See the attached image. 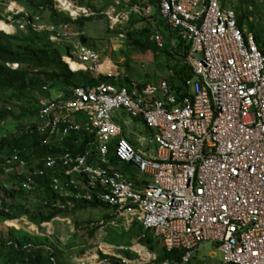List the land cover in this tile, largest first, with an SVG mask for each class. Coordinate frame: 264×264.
Wrapping results in <instances>:
<instances>
[{
	"label": "built area",
	"instance_id": "1",
	"mask_svg": "<svg viewBox=\"0 0 264 264\" xmlns=\"http://www.w3.org/2000/svg\"><path fill=\"white\" fill-rule=\"evenodd\" d=\"M54 3L71 20L94 15L75 0ZM119 4L114 0L103 12L110 29L126 24L132 14L146 17L153 12L150 0L118 9ZM157 4L161 19L175 30L171 45L176 36L189 44L186 62L194 77L186 82L187 91L176 98L168 93L165 81L159 87L103 81L76 87L58 100L39 99L41 128L55 135L57 144L70 131L78 132L85 148L80 154L42 158V168L30 172L26 185L33 176L43 175V168L50 169L59 175L49 183L59 196L55 207L105 204L118 219L128 225L139 223L166 251L177 255L158 260L157 252L139 240L125 247L97 238L75 264H190L205 241L215 243L221 264H264V51L253 36L242 33L234 12L218 0H157ZM13 8V15L25 13L19 5ZM29 25L48 31L51 41L71 44V55L62 58L71 70L103 65L95 51L71 40L83 32L71 31L68 25L32 21ZM153 42L158 49L167 47L159 31ZM71 62L78 67L72 68ZM119 110L141 118L152 131L142 141L144 152L121 135L114 120ZM75 113L83 118H74ZM110 147L118 162L133 165L143 175L141 189L110 165ZM16 160L13 155L12 161ZM19 168H25L23 161ZM5 171L22 175L13 168ZM96 224L103 229L102 221ZM48 264H57L53 256Z\"/></svg>",
	"mask_w": 264,
	"mask_h": 264
},
{
	"label": "trees",
	"instance_id": "2",
	"mask_svg": "<svg viewBox=\"0 0 264 264\" xmlns=\"http://www.w3.org/2000/svg\"><path fill=\"white\" fill-rule=\"evenodd\" d=\"M11 1L20 5L25 11V13L12 15L13 19H22L26 24L25 31L17 30L15 33H6L0 29V264H48L50 256L55 258L57 264H68L65 263L66 253L47 239H32L27 232L5 224L8 220L22 216L37 226L54 217H71L74 222L76 221L74 226L77 227L79 225L76 218L77 210L92 211L106 207L96 201L82 202L76 208L69 210L55 207L53 203L58 201L59 196L49 187V183L53 177L59 175L50 169L43 168L44 174L33 176V182L29 186L26 185L30 172L42 168V158L54 157L64 152L80 154L85 148V143L78 132L70 131L63 141L57 144L56 136L49 134L48 129L41 128L38 118L39 99L35 97L33 91L37 90L44 98H49L47 90L52 88L68 95L76 87H93L103 81L120 84L121 79L96 76L87 69L71 70L62 60L63 57L71 55V44L65 41H51L48 31H35L29 22L33 21L34 17L46 13L48 14L46 25L55 27L71 25V31L84 34V22L94 17H104L100 12L113 2L107 0L96 7L92 0H75L78 5L94 11V15L71 20L67 13L55 7L53 0H0V10ZM141 1H120L116 7L119 9ZM244 1L252 2V0ZM150 3L153 6V13L146 17L132 14L127 21L129 26L124 32L127 38L132 39L141 50L153 51L158 49L153 42L154 33L164 29L169 34L167 40L164 37L167 47L158 50L165 52L168 59H171V56L175 58L173 64L168 67V75L163 81L167 84L168 93L178 98L179 92L187 91L186 82L194 77L190 65L186 62L190 47L180 39L171 45L175 34L161 19L157 0H150ZM9 14L0 12V24L3 23L1 20ZM235 19L239 28L246 24L243 15ZM139 21L144 24L133 31L135 23ZM248 30L252 33L259 49L264 51V40L261 35L253 32L250 24ZM82 34L79 39L85 43L86 35ZM142 36H144L143 41L139 38ZM12 64H17V67L12 68L10 66ZM127 80L129 81L128 77ZM75 115L76 117L74 115L73 117L78 120L83 118L81 113H75ZM24 121L26 123L22 124ZM13 155L17 157L16 161H12ZM19 161L24 162L25 168H19ZM7 168L19 170L22 175L15 176L7 173L5 171ZM120 170L126 172L129 171V167L125 166ZM130 178H133L132 174ZM90 222L92 221H87L82 228L86 231L85 235L92 238L94 231L89 228ZM146 233L147 231L143 229L135 231V238ZM142 242L157 252L158 260L177 257L175 253L166 251L158 239L144 236ZM85 249L79 248L74 252L80 255Z\"/></svg>",
	"mask_w": 264,
	"mask_h": 264
},
{
	"label": "rangeland",
	"instance_id": "3",
	"mask_svg": "<svg viewBox=\"0 0 264 264\" xmlns=\"http://www.w3.org/2000/svg\"><path fill=\"white\" fill-rule=\"evenodd\" d=\"M104 1L107 0H92L91 2L94 3L96 7H99ZM108 1L113 2L114 0ZM218 1L224 8L232 10L235 17L240 15L245 16L244 21L246 24H244L240 30L246 37L250 35L252 36V33L248 30V26L250 24L253 27V32L261 35L262 39L264 40V0H252V2L248 3H246L244 0ZM17 5L18 4H15L14 1H11L7 3L4 8L0 10V12L2 14L7 12L10 13V8L15 10L13 7ZM106 8L102 9L100 14L104 15L103 12ZM12 15L13 14L10 13L5 18H3L4 20H1L8 24L11 28L9 31L7 30L8 32L6 33H15L17 30L25 31L24 25L26 23L23 22L22 19L14 20ZM47 21L48 14L42 13L40 14L37 21L33 20L32 22L46 26ZM143 24L144 22L140 21L135 23L133 31L141 27ZM108 25L109 24L105 15L102 18L94 17L92 20H87L84 22L83 30L85 32L84 34L86 35L85 43L81 42L79 39L80 36L71 39L73 43L80 41L89 49L95 51L99 55V64H103L100 65L98 69H90L87 65H82L79 66L77 70L87 69L93 72L96 76H107L110 74L111 78H120V84L125 86L128 85L129 81H134L140 84L148 83L159 87L160 83L166 79L168 75V67L173 64L175 58L171 56V59H168L166 53L158 49H154V51L151 49L141 50L140 47L132 41V39L127 38L126 33L124 32L125 28L129 26L127 23L114 29H110ZM70 29L71 25H69V30ZM170 30L176 35L174 29L170 28ZM120 34L123 36L120 37ZM161 34L167 40L169 34L164 29L161 30ZM139 38H141L143 41L144 36ZM65 39L67 40L68 37ZM177 39L178 37L176 36V40L173 41L174 44L176 43ZM127 77L129 78V81L127 80ZM47 91V96H49V99L51 100H58V98L62 96V92L56 88H52ZM33 94L37 99H45L44 96L37 90H34ZM74 117H76V115H74ZM114 119L121 127L123 137L131 138L133 134H136L137 137L140 134V136H144L143 133L137 132L136 124L127 114L121 113L119 116L115 115ZM24 123L26 122H22V124ZM150 131H148L145 136L151 135ZM139 146L142 148L144 143L142 142ZM110 162L112 166H118V164L119 166H124L123 163H120L115 159H111ZM106 211H109L108 208L102 207L94 209L93 211L88 209L77 210L76 218L78 219V224L81 227H78L79 225L75 227L74 223L76 221L74 222V219L71 217H66L67 219L65 218L64 220H53L49 222V226L41 223L40 226H36V230L32 229V226H34L33 223L28 221L25 216L14 220H8L5 222V224L11 228L20 229L27 232L32 239H47L56 245V247L61 251L69 253V250L75 251L79 248L90 247L89 244L91 241H93V238L90 239L86 237V231L82 227L87 223V221H95L100 219L99 215ZM114 229L110 230L112 232H110L111 237L107 240L118 244H127L134 241V232L141 230V228L136 224L132 225L126 231H124L121 227L120 234L113 233V231H115ZM146 235L149 237L152 236L150 232H148ZM78 256L79 255H77V257ZM190 264H221V255L215 247V243L206 241L202 242L192 254Z\"/></svg>",
	"mask_w": 264,
	"mask_h": 264
},
{
	"label": "crops",
	"instance_id": "4",
	"mask_svg": "<svg viewBox=\"0 0 264 264\" xmlns=\"http://www.w3.org/2000/svg\"><path fill=\"white\" fill-rule=\"evenodd\" d=\"M121 113H124V114H127V113H125V111H123V110H119V111H117L115 114H114V117H115V115L116 116H119ZM128 115V114H127ZM129 116V115H128ZM130 117V116H129ZM131 119H133V122L136 124V126H137V132H141V133H143L144 134V136H140L139 134V136L137 137L136 136V134L134 135L133 134V136L131 137V138H125L137 151H139V152H144L145 151V149H146V145H145V142H144V146L141 148L139 145H141V143H142V141L144 140V138L146 137L145 135L148 133V131H150V129H148L145 125H144V122L142 121V119L141 118H139V117H130ZM115 120V119H114ZM116 122V121H115ZM117 123V122H116ZM119 125V124H118ZM121 128V127H120ZM151 132V134H152V131H150ZM121 135H122V131H121ZM123 136V135H122ZM109 160L111 161V159L113 158V159H115L114 157H113V155H112V153H111V147H110V152H109ZM116 160V159H115ZM121 163V162H120ZM110 165H111V163H110ZM123 165L124 166H119V164H118V166H112L114 169H116V170H118V171H120V172H122L124 175H126L127 177H128V179L130 180V181H132L133 183H134V186H135V188H137V189H141L142 188V183H143V179H144V177H143V175L142 174H140L138 171H137V169L133 166V165H131V164H129V163H123ZM125 166H127V167H129V171H122V170H120V168H122V167H125ZM133 172V173H132ZM133 175V178L131 179L130 178V175ZM103 205H105V204H103ZM106 207H103V208H108V210L109 211H106V212H104V213H101L100 215H99V218L100 219H97V220H95V221H92V222H90L89 223V228H91V229H93V241H91V243L89 244V246L90 247H87L86 249H85V251L83 252V253H85L86 251H87V249H90L91 247H93L96 243H97V241H98V239L97 238H100L101 240H103L104 242H107V243H109V244H112V245H121V246H130V245H132L133 243H135V242H137L138 240L140 241V242H142V240L143 239H141V235H144L145 237L147 236V235H145V234H141L139 237H137V238H135V240L134 241H132V242H129V243H127V244H121V243H114V242H112V241H110V240H107L108 238H110L111 237V235H110V230H112V229H114L115 231H113V233H116V234H120V228L122 227L123 228V230L124 231H126V230H128V228H130L132 225H138L141 229H143L142 227H141V225L139 224V223H137V222H133V223H131V224H126V223H124L121 219H118L115 215H114V213H113V210L110 208V207H108L107 205H105ZM94 210V209H93ZM92 210V211H93ZM65 218H61L60 217V219L59 220H64ZM67 219V218H66ZM98 221H102L103 222V224H104V226H103V229L102 230H100L99 228H98V226H97V222ZM112 233V232H111ZM147 234V233H146ZM86 237H87V235H86ZM147 237H149V236H147ZM88 238H90L91 239V237H88ZM142 243H144V242H142ZM146 244V243H145ZM160 244H161V242H160ZM147 245V244H146ZM72 248V247H71ZM69 253H66V260H65V263H68V264H75V259L77 258V255H79V254H75V252H74V250H69L68 251ZM83 253L82 254H80V255H83ZM79 255V256H80ZM78 256V257H79Z\"/></svg>",
	"mask_w": 264,
	"mask_h": 264
},
{
	"label": "bare ground",
	"instance_id": "5",
	"mask_svg": "<svg viewBox=\"0 0 264 264\" xmlns=\"http://www.w3.org/2000/svg\"><path fill=\"white\" fill-rule=\"evenodd\" d=\"M2 25V24H1ZM0 25V29L2 30V31H5V32H8L11 28H10V26L8 25V24H4V22H3V25L1 26ZM8 30V31H7ZM71 64V66H72V68H77L78 67V65L77 64H75V63H73V62H71L70 63ZM100 67V66H99Z\"/></svg>",
	"mask_w": 264,
	"mask_h": 264
}]
</instances>
